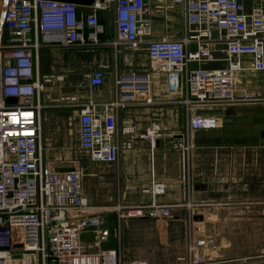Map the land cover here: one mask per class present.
Returning a JSON list of instances; mask_svg holds the SVG:
<instances>
[{"label":"built area","instance_id":"1","mask_svg":"<svg viewBox=\"0 0 264 264\" xmlns=\"http://www.w3.org/2000/svg\"><path fill=\"white\" fill-rule=\"evenodd\" d=\"M172 3L180 6L183 13L184 30L180 37L152 36L149 0H105L83 7L91 9L88 12L74 3L58 0H3L0 264H120L118 248L104 245L112 233L106 223V208L90 206L79 162L67 168L51 167L43 157L42 110L47 105L39 92L44 83L62 78L39 75L38 52L44 46L88 47L108 43L115 49L122 45L142 47L150 69L165 76L167 94L159 99L160 103L180 104L184 108L183 129L163 134L157 123L143 129L128 121L119 124V108L155 102L149 84L152 72L122 71L115 75L114 98L110 101L79 102L70 96L68 105H73L77 118L78 146L90 160L111 163L137 140L146 139L153 151L157 138L168 135L171 146L181 154L184 200L157 202L155 196L165 191V184L152 180L144 188L151 200L131 208L160 217L188 205L187 222L191 226L199 222L192 218L199 208L213 206L212 201H189L193 190V134L217 128L226 105L264 104L261 87L236 85V74L240 71L264 70V6L247 9L243 0H172ZM108 6H112L115 37L101 41L99 34L104 25L96 9ZM208 62L220 65L203 66ZM84 76L90 88L103 83L102 71L87 72ZM8 97L15 99L7 100ZM114 208L119 209L113 228L118 238L123 214L120 206ZM85 231L92 232L91 242L82 239ZM210 242L205 235L190 236L187 242L190 258L181 264L230 262L215 260L212 253L205 258L204 251Z\"/></svg>","mask_w":264,"mask_h":264},{"label":"crops","instance_id":"2","mask_svg":"<svg viewBox=\"0 0 264 264\" xmlns=\"http://www.w3.org/2000/svg\"><path fill=\"white\" fill-rule=\"evenodd\" d=\"M153 1L154 3L152 4L160 6L165 3L170 4L172 0ZM177 9H179L180 23L179 31L176 32L174 37L182 36L184 30L181 7L177 6ZM149 15V17H152L151 12ZM165 17H168L167 14ZM42 37L53 38L54 36L43 35ZM114 37V26L111 31H105L104 29L103 32L99 34L101 41L111 40ZM54 38L57 39L60 38V36L58 35ZM111 46L112 45L108 43H100L88 47L58 45L41 47L38 52L39 75L54 74L62 76V78H54V80L44 83L43 90H40V99L47 105L46 107L54 106V103H58L59 98L64 99L67 105H62L69 108L70 115L76 116L73 105H68L70 102V96H64L60 93V90L63 91L67 85L69 87H75V91L71 90L72 92L70 94L75 96V99H78L79 102H87V100L91 99L95 102L101 103L112 100L114 98V93H110L108 80L112 77L114 89L115 75L124 71L122 70V67L126 66L128 62L130 65L132 64L129 57L134 55V53L139 49L124 51L116 48V53H118V55L112 59L113 56H110V53H112V50L115 48ZM40 53L42 54V57L45 56L44 59H46L47 62V66L44 71L40 70ZM218 65H220L219 62H208L203 64V66L209 67H215ZM95 70L102 71L104 74L105 81L103 84L94 88L81 84L82 86L80 89L78 82L82 77L81 74L85 78V73ZM133 70L140 71V69L135 67L132 70L129 69L128 71ZM125 72L127 71L125 70ZM153 76L155 75L149 77V82L151 95L153 96L155 102L147 104H130L119 108L118 122L119 124H122L123 122L128 121L138 129H143L152 123H160L165 127L167 132H178V129L182 130L185 124L184 108L180 104L167 102L160 103L159 99L164 98V94L166 92L165 81L163 83L160 81V83L157 79L154 80ZM159 83L160 88L158 89L161 90V94L154 95V86ZM158 89L155 87V90ZM94 91H97V95L93 94ZM167 106L175 108V113L172 114L171 117L167 114ZM238 107L239 106L236 107V114ZM124 110L128 112L125 111L126 113L124 112V114ZM236 114L226 116L223 114L222 110L223 118L232 117ZM180 120H182V126L179 128ZM258 146L259 145H256L254 147V145H250L249 147L244 146V148L239 149L237 151V160H229L231 155L226 151L221 154L220 159L215 160L216 153L212 151V148L208 150L209 152H205L208 156H202V145L196 146L191 154L193 190L189 199L190 203L198 201L227 202L224 205L206 206L203 209L199 208L200 213L207 217L206 215L209 209H220V211H224L226 209H230V207L242 206L245 211L248 212V216H252L254 219L256 218V220L247 218L246 221L239 222L240 224L238 225H236L235 222L232 223L234 224L230 229L232 233L229 234L230 237H228L230 238V246L226 247L225 253L222 254V256L226 257L231 256L230 258L232 260H230V262L232 263H237L242 260L264 259V198L249 192L252 190L251 184L253 182H256V189H264V152L263 149ZM218 148L225 150L223 146H219ZM110 165L113 170L111 175L114 182L113 186L117 189L116 196L118 197V201H122L123 197H130L132 198L131 203L134 202V205L141 202L148 203L151 200V195L149 192L144 191V188L149 186L152 180H158L165 184V191L162 194L155 196V200L157 202L173 203L184 200L185 193L181 157L178 150L171 146L168 135H161L157 138L153 151L150 149V145L146 139L137 140L130 150L120 152L118 160L116 162H111ZM220 186L227 187H225V191L221 192V194H217ZM125 188L128 192L124 190ZM257 193H259V191ZM145 195H148L147 198L142 199ZM189 207L190 206L185 205L176 208L172 210L170 215L160 217H155L147 213L146 217L152 219L150 222L136 221L131 223H133L135 228L147 227L149 224H152L151 227H155L156 229L166 226V223L173 224L181 222L183 225H186L188 223L187 210ZM106 213L107 212H105L107 223V221L111 218L109 214ZM108 223L111 225V221H108ZM82 239L85 242H91L92 232L85 231L82 234ZM109 242L110 238L104 245L118 248L120 264H159L160 262H165L164 259L166 257L168 259V255L166 253L163 252L162 254L161 252L159 254L156 251L149 252L146 255H136L131 259L124 258L121 252V245L124 244V239L121 238L120 231L117 238V244L113 245V243L109 244ZM153 248L155 249V246H153ZM176 249L171 252V254L175 256V264L187 262L190 256H188L185 245L181 247V250L179 247H176ZM222 256L215 260L228 259Z\"/></svg>","mask_w":264,"mask_h":264},{"label":"rangeland","instance_id":"3","mask_svg":"<svg viewBox=\"0 0 264 264\" xmlns=\"http://www.w3.org/2000/svg\"><path fill=\"white\" fill-rule=\"evenodd\" d=\"M243 1L247 9L253 6H264V0ZM152 3H154V1L149 0L150 12L152 15V17H150L152 36L174 37L176 32L179 31V9H177V6L174 5L172 1L170 4L165 3L160 6H155V4ZM81 10H83L84 12H88L91 9L82 7ZM96 12L98 14V18L104 23L105 31H111L113 29L112 6L98 8L96 9ZM166 14L168 16L167 18L165 17ZM119 49L124 51L130 50L124 45L120 46ZM137 49L134 55H131V57H129L132 64L130 65L128 62L126 66L122 67V70L128 71L129 69L132 70L135 67L137 69H140V71H150L152 72L151 76L155 75L153 76L154 80L157 79L159 82L162 81L163 83L165 81V76L161 73V71H152L150 69V62L145 55V51L143 49L141 50L140 48ZM117 55L118 53H116V49H113L112 53H110V56H113L112 59H114V57ZM44 57L45 56L42 57V54L40 53L41 71H44L47 66V62ZM81 76L82 77L78 82V86L80 89L82 86L81 84L86 85L85 78L82 74ZM104 81L105 78H103V82ZM160 83L158 85L155 84L153 92L154 95L161 94V90L158 89L160 88ZM108 84L110 93H114L112 77H110V79L108 80ZM236 85L240 87H243L245 85L258 86L264 90V70L240 71L238 74H236ZM155 87L158 90H155ZM74 88V86L69 87L67 85L66 88L63 89V91L60 90V93H62V95L64 96H72V94L70 93L74 90ZM93 94L97 95V91H94ZM166 94L167 91L165 92L164 96ZM58 100V103H54V106L45 107L42 110L41 147L43 157L47 159L46 161H49L52 166H57L60 168L70 167L75 161L79 162L82 173V182L90 206L105 207V212H107L106 214H109L111 218L109 220L107 219L108 221H111V225H109L108 221L107 224L112 232L110 235L109 244H117V236L114 235L113 228L116 227L118 215L117 212L119 209L114 207L120 206L122 208H120V212L121 214H123L120 221V236L124 239V244L121 245V252L124 258L131 259L136 255H146L149 252L156 251L159 254L161 252L163 254L164 252L168 255V259L167 257L164 259L165 262L157 263L175 264V256L172 255L171 252L175 250L176 247H179V249L181 250V247L185 245V248L187 250V242L190 236L205 235L210 237L211 239L207 251H204L205 258L210 257V253H212V257L217 259L225 253L226 247L230 246V238L228 237H230L229 234L232 233V231L230 230L234 225L232 223L235 222V224L238 225L240 224L239 222L246 221L247 218L256 220V218L254 219V217L248 216V212H246L242 206H236L230 207V209H226L224 211H220V209H209L207 211V217L204 216L205 219L203 218L202 222L194 223V226H190L188 223L186 225H183L181 222H179L173 224L166 223V226L159 229L151 227L152 224H149L147 227L135 228V226L131 222H150L152 219L146 217V211H135V209L131 208L132 206H134V202L131 203L132 198L123 197L122 201H118V197L116 196L117 189L113 186L114 182L111 175L113 170L110 163L92 161L89 159L87 153L79 148L76 125L77 118L75 115H70V111L67 106H63L67 105L64 99L59 98ZM76 101H78V99ZM174 110V107L167 106V114L169 117H171V115L175 113ZM125 111L126 110H124L123 113ZM159 125L163 134L171 133L167 132L165 130V127L160 123ZM181 126L182 120H180L179 128ZM178 130L180 131L181 129ZM193 135L194 141L192 151L196 146L202 145V156H208L207 154H205V152H209L208 150L212 148V151L216 153L215 160L220 159V156L222 153H224V151L231 155L229 157V160H237V151L244 148V146L249 147L250 145H254V147L256 145H259L258 147L263 149L264 152V104L240 105L235 116L222 119L220 118L217 128L196 131ZM219 146H223L225 150L218 148ZM255 183L256 182H253L251 184L252 190H250L249 192L264 198V189H256L257 187ZM225 187L227 186H220L218 188L217 194H221V192L225 191ZM124 190H126V188ZM257 190L259 191V193H257ZM147 196L148 195L143 196L142 199H146ZM144 203L146 202H141L139 204ZM153 246H155V249L153 248ZM16 255H19V253ZM222 257L228 258L224 260H229L231 256ZM263 260L264 259H262V261ZM230 263L232 262H225L223 264ZM235 264L238 263L235 262Z\"/></svg>","mask_w":264,"mask_h":264},{"label":"water","instance_id":"4","mask_svg":"<svg viewBox=\"0 0 264 264\" xmlns=\"http://www.w3.org/2000/svg\"><path fill=\"white\" fill-rule=\"evenodd\" d=\"M58 1H65L74 3L80 7H90L95 5L96 3H101L105 0H58ZM3 3V0H0V14H1V5ZM14 97H8L7 100H14ZM223 114L226 116H231L236 114V106L235 105H226L223 109ZM193 220L195 221H202L203 220V214L200 212H196L192 215ZM252 259V258H250ZM229 260H232L231 258ZM238 264H264V260H243L240 262H237ZM235 264V262L233 263Z\"/></svg>","mask_w":264,"mask_h":264},{"label":"bare ground","instance_id":"5","mask_svg":"<svg viewBox=\"0 0 264 264\" xmlns=\"http://www.w3.org/2000/svg\"><path fill=\"white\" fill-rule=\"evenodd\" d=\"M1 8H2V5H1ZM0 17H1V14H0ZM137 48H140V47H133V48H129V49H137ZM141 49H142V47H141ZM149 84H150V82H149ZM210 204L217 206V205H224L225 203H223L222 201H214V202L212 201Z\"/></svg>","mask_w":264,"mask_h":264}]
</instances>
